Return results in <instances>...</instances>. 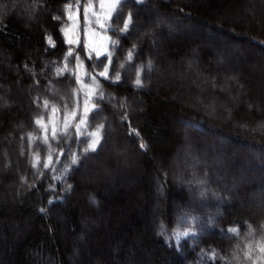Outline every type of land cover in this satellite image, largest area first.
Here are the masks:
<instances>
[{
    "label": "trees",
    "instance_id": "16d2710c",
    "mask_svg": "<svg viewBox=\"0 0 264 264\" xmlns=\"http://www.w3.org/2000/svg\"><path fill=\"white\" fill-rule=\"evenodd\" d=\"M67 2L0 0V264H213L221 248L241 235L248 237L241 242V251L253 256L256 248L251 240L261 233L259 226L264 225V194L256 190L264 189V184L252 180L239 184L235 165L241 160L242 144L264 153V0H231L230 4L237 6L232 9L234 12L231 8L223 11L222 6H229L228 0H144L136 5L129 30L117 35L100 29L94 22L96 17H91L93 23L87 27L108 40L105 53L90 49L86 42L69 44L60 34L61 23L70 16L74 18L65 8ZM91 2L94 11L96 0ZM88 3L89 0H81L76 11L81 27H86L83 8ZM148 3L164 16L187 19L237 46L243 43L248 49L243 58L245 64L240 66L238 55L232 54L226 60L220 53V61L226 65L224 74L230 80L220 84L221 90L197 94L191 84H198L197 77L204 73L198 56L209 57L210 52L193 46L181 60L169 63L173 52H180L182 46L165 42L169 50L165 59H159L167 70L160 80L164 86L152 90L153 80L147 81V76L137 86L132 73L126 70L138 67L134 26L142 18L139 10ZM55 16L61 19H53ZM46 30L53 32L54 46L48 43ZM118 36L117 46L113 47L110 41ZM201 41L205 42L204 37ZM255 52L261 56H254ZM77 55L81 68L75 65ZM145 59L140 69L154 74L160 61L150 55H145ZM53 63L58 67L44 87ZM106 66L110 77L107 79L99 75ZM58 69L63 70L58 73ZM117 72L121 79L114 82ZM56 82L69 86L76 114L82 116L86 109L96 107V111L87 114L97 126L104 125L95 151L85 153L89 144L87 130L81 129L78 138L76 118H60L57 104L49 106L56 107L54 122L43 121L48 128L45 137L41 132L30 135L37 132L32 131L34 122L30 125L33 106L42 102L44 92L54 83L58 85ZM96 85L104 93L102 100L93 95ZM170 91L180 101L171 100V95H167ZM83 100V105L77 104ZM12 101L26 109L19 112L15 104L9 106ZM211 112L212 117L207 114ZM170 120H177L181 129L170 125ZM203 131L220 140L221 145L228 143L229 174L220 167L224 148L220 154L214 146L202 145L199 134ZM184 132L191 134L184 142L190 148L186 156L174 158L172 147L178 146ZM112 137L120 149L116 158L122 156L120 160L125 163L127 153L139 158L144 174L141 192L147 197L148 206H158L156 214L141 229L134 224L129 226V217L127 225L106 232L107 220L98 213L111 210L112 204L104 202L99 181L94 180L93 186L82 182V171L103 153ZM141 143L146 148L142 149ZM203 152L206 158H202ZM74 154L79 157L76 164H72ZM216 161L219 164L209 165ZM211 170L229 190L210 176ZM261 171L264 173V165ZM249 192L259 194L254 197L258 202L250 200ZM79 201L83 214L75 208ZM189 221L193 224L182 226ZM230 228H238L239 235L229 233ZM178 233L187 235L177 239ZM187 238L194 243L184 251L180 244ZM104 239L115 246L121 244L119 250L115 248L117 255L101 253ZM262 249L260 253L264 254ZM69 259L74 260L70 263Z\"/></svg>",
    "mask_w": 264,
    "mask_h": 264
},
{
    "label": "rangeland",
    "instance_id": "374dc122",
    "mask_svg": "<svg viewBox=\"0 0 264 264\" xmlns=\"http://www.w3.org/2000/svg\"><path fill=\"white\" fill-rule=\"evenodd\" d=\"M66 4L71 5L70 8H67V12H71V15H74L73 19L68 18V21L66 19L65 22L61 23V30L60 34L63 35L64 39L68 42L69 40L72 41V43H78L81 41L83 43H87V46L92 50H97L98 52L104 51L108 41L106 39V36H102L99 33H97L94 30H91L87 27L88 24H86V27H81L79 24V21H77V4L76 0H68ZM229 1V6L227 4L225 6H222L223 11L225 8H231L234 10L237 6L230 4L231 0ZM137 3H135V0H128L127 6L123 9V16L121 17L119 21V27L123 25V20L127 18L129 12L134 13V10L136 8ZM83 8V7H82ZM94 11L100 12L101 15L106 16L108 12V8L105 7L104 9L100 8V0H96V7L94 8ZM139 17L136 20L135 28L133 36L137 40V48L138 51V57L137 64L138 67H128L127 72L129 71L132 73L133 78L137 79V72H140V79L141 83L146 80L144 76H147V81L152 78L153 87L152 90L159 86H164L162 83L160 84V80L163 79V77L167 74L166 73V66L160 61L162 58H164V54L169 50L167 48L166 43L176 44L178 46H182L180 52H173V55H171V58L168 60L170 63H174V60H181L184 53H187L190 49V47L198 46L199 49H207L209 53L208 56H204L200 54L198 56V65L200 64V67L204 70V73L202 75H198L197 77L198 84L192 83V87L197 91V94L201 95H207V92L215 91V90H221L220 84L222 82H226L230 80L229 75H225L224 73L226 71V65L223 64L220 61L219 54L223 52L224 57H226V60L231 56L232 54L240 58L239 62L240 66L243 65V58L245 57L244 54L247 52V47L245 45L239 46L233 44L226 38L220 37L217 33L210 34L207 29H203L202 27L198 26L197 24H192L187 19L180 18L177 16H164L161 14L158 10V8L153 4H146L144 5L140 10ZM247 12V11H246ZM250 13V12H249ZM262 15L264 16V11L262 12ZM252 17L256 18L255 15H252ZM260 18V16H258ZM85 22V21H84ZM60 28V24L58 26V31ZM45 35L48 37L49 35L53 37V32L50 30L45 31ZM205 39L204 41H201V38ZM109 38V36H107ZM184 40V41H181ZM166 42V43H165ZM216 45V46H214ZM218 45V46H217ZM85 46V45H84ZM222 46V47H220ZM224 46V47H223ZM220 47V48H218ZM85 48V47H84ZM147 51L146 52V49ZM221 48H225L222 50ZM141 49L143 53L139 52ZM228 49V51H227ZM201 52V51H200ZM102 53H105L102 52ZM101 53V54H102ZM189 53V52H188ZM145 55L156 56V58L160 61V66L156 68V70L153 73H148L145 71H142L140 67L142 66V60L145 59ZM254 56L260 57L261 54L258 52H255L253 54ZM165 59V58H164ZM130 60V59H128ZM144 65L146 66L147 58L144 61ZM167 62V63H168ZM140 63V66H139ZM166 63V65H167ZM176 63V61H175ZM245 64V63H244ZM1 65V63H0ZM61 65V64H60ZM77 68H81L80 61L76 59ZM169 65V64H168ZM239 65V64H238ZM247 65V63H246ZM58 67V64H52L50 69L51 72L49 75H51L49 78L46 76L47 79H45V82L43 84L44 87H46L47 82H50L53 71H55ZM121 68V67H117ZM170 68V67H169ZM63 70V69H61ZM82 74H84L83 69L80 70ZM209 72V73H208ZM55 76V75H54ZM197 76V75H196ZM143 78V79H142ZM150 78V79H149ZM144 80V81H143ZM58 85H51V87L44 92L43 96L45 97L42 102L35 103L32 110V119L30 118V125L34 122V125L31 127L33 128L32 131H37L34 133H31L30 135L35 136L36 134H39V132L44 133L41 134L42 137H45V132L48 131V128H46L43 125V121L45 119L49 120L50 123L54 122V109L56 107L49 106L51 104H57L60 106L59 110V117L65 118V120L71 121L72 115L71 113L75 109L76 105L73 101H71L70 97V89L69 86H61V82H56ZM180 88H184V85H179ZM167 95H171V100L174 101H180L178 95H172V91L168 92ZM173 96V97H172ZM47 100L48 106L45 107L44 101ZM77 101V100H76ZM15 102V101H14ZM13 101L9 104V106H12V104H15V107L18 109L19 112H23L26 109V106L23 105L20 106L17 103H14ZM84 100L81 101V103H77L79 105H83ZM85 105V104H84ZM192 106V105H191ZM196 108L195 106H193ZM196 110V109H195ZM77 112V111H75ZM208 116L212 117V112L207 113ZM84 116V115H82ZM81 115L76 114V124L79 123ZM48 117V118H47ZM214 117V116H213ZM37 119H40L41 122L39 124L36 123ZM64 120V121H65ZM87 115V125L82 126L81 129L87 130L86 136L88 137L89 143L93 139L92 136L89 135V133L96 131L97 124H94L95 122L89 120ZM75 124V125H76ZM170 125H173L174 127L180 128V124L177 120H170ZM85 127V128H83ZM96 127V128H95ZM53 128H51L52 130ZM180 136V142L178 143L177 147H172L171 153H173L174 158H178L182 155L186 156V150L190 148L189 145L184 142L188 140V137H191V134L189 133H183ZM201 137V144L205 147H212L214 146V149H218L220 154L222 153V150L224 148V159L223 160V166L222 170H224V174H229V171L227 169L230 166V157L227 150V144L223 143L220 144V140H218L213 135L203 131L200 134ZM99 139H101V132L99 134ZM33 141L30 142V145L32 146ZM177 143V142H176ZM180 146V147H179ZM242 147L241 149V160L238 161V163L235 165L236 168V179H239V184H248L249 181H261L264 184V173L261 171L262 166L264 165V153L260 151L257 147H250L246 144L240 145ZM119 147L117 145V141L115 137L110 138L108 145L104 148L103 153L100 156H97L94 158L90 163L91 165L82 171V182L86 186H93L94 180H97L101 184V194L104 198V202H110L112 204L111 210L108 211H101L99 212V217H104L107 220V227L105 228V231L112 230L114 227H122L124 225H127L128 218H131V221L129 220V226L131 224H134V226H138L140 229L149 223V218L153 217L154 214H156L158 210V206L156 205H150L148 206L147 197L141 192V185L144 180V174L142 172V167L139 164V158H137L134 154L127 153L126 160L128 159V162L121 161V157L116 158V154L120 153ZM202 154V158H206L207 154L205 152L200 153ZM263 162V163H262ZM214 163V162H213ZM212 162L209 163L210 166H213L215 164H219L218 161H216L214 164ZM207 164V163H206ZM263 164V165H261ZM214 170L210 171V176L216 180L218 184H220L221 187H223L225 190H229L228 186H224L220 180V177L218 174H215ZM233 177V176H232ZM176 179V178H175ZM177 180V179H176ZM175 180V181H176ZM178 182V180H177ZM223 189V190H224ZM178 191V190H177ZM257 193L264 194V189H258L256 190ZM250 200L252 202H258L257 199L255 200L254 197H257L258 195H253L251 192H249ZM234 198V197H233ZM155 199V198H153ZM156 200V199H155ZM76 210L78 212L84 213L82 210V202L79 201L76 205ZM198 210V209H197ZM116 214V216H114ZM126 216V218H125ZM147 223V224H146ZM187 224L183 223V227L189 226L192 222H186ZM193 224V223H192ZM197 224V223H195ZM198 228L201 227H197ZM261 233L255 235L257 236L255 239L251 240L255 243L256 253L253 256L244 255L241 251V242H245V240L248 238L246 235H241V237L236 238L235 240L231 241L229 244H225L221 248L220 254L217 255V261L213 264H264V254H261L260 251L264 246V225L259 226ZM110 233V232H109ZM194 243L192 238H187L186 240H183L180 244V248L184 251L189 249V246H191ZM244 244H247L244 243ZM115 248L119 250L121 248V244H117L116 246L111 244L107 239H104L102 242V249L101 253L105 256H113L115 255ZM117 255V254H116ZM78 259V258H77ZM74 260V259H73ZM73 260L69 259V262L72 263ZM121 263V262H120ZM124 264V261L121 263Z\"/></svg>",
    "mask_w": 264,
    "mask_h": 264
},
{
    "label": "snow or ice",
    "instance_id": "6c2138e0",
    "mask_svg": "<svg viewBox=\"0 0 264 264\" xmlns=\"http://www.w3.org/2000/svg\"><path fill=\"white\" fill-rule=\"evenodd\" d=\"M143 2H144V0H135V3H137V4H142ZM127 3H128V0H100V8L101 9H104L105 7L108 8L107 15L104 16V15H98L95 11H93V4H92L91 0H89V3L87 4V6L83 8L85 24H89V25L92 24L93 20L91 19V17H96L94 22L96 24H98L100 29H103L105 32L111 31L113 33V35H117V32H119V34L125 33V32H127L129 30L130 25L133 23V13L129 12L127 18H125L123 20V28H119V21H120L121 17L123 16V9H124V7L127 6ZM76 4H77L78 8L81 7V0H76ZM70 7H71V5H68V4L65 5V8H70ZM69 18L71 19L72 17L70 16ZM53 19L60 20L61 17L60 16H55V17H53ZM118 39H119V36H118L117 40H111L110 41V43L112 44L113 47L117 46ZM48 43L50 45L54 46L52 37L50 35L48 36ZM68 43L71 44L72 41L69 40ZM134 47L135 46H133V48ZM68 55L69 56L72 55L71 50L69 51ZM131 55H132V51L130 50L129 51V58L131 57ZM76 59L79 61L80 57L77 55ZM66 60H67V57H66ZM109 60L111 61V57H109ZM25 67H27V66L25 65ZM112 67H113V70H114V65ZM121 67H123V65H121ZM57 71L59 73L62 70L58 69ZM108 71H109V66H106L105 67V71L102 72V73H99V75L100 76H105L106 79L110 78L108 76ZM120 79H121V76L117 72L116 75H115V78H114V82H118ZM96 80H97V76H95V75L92 76L93 84L96 83ZM135 84L137 86H141V79H140V72L139 71L137 72V79L135 80ZM96 87H97V92L93 93V95L97 96L98 100H102L103 97H104V93H103V91H99L98 85H96ZM87 102L88 101H86V103ZM48 103L49 102L47 100L44 101L45 107L48 106ZM96 110L97 109H96L95 106L92 109H86L84 116L81 117L80 120H79V123H77L75 125L76 130H77V137L78 138L81 135V127L87 125V114H88V112L89 111H96ZM54 111H56V109H54ZM71 115H72L73 118H75L76 112L73 111L71 113ZM40 122H41V120L37 119L36 123L39 124ZM67 127H68V124H66V126H65V129H64L65 133L67 132ZM103 127H104V125H99L97 127L96 131L89 133V135L92 136L93 139L88 144V147L84 149L85 153H87L88 151H95L96 150V146L100 142V140H99L100 129H102ZM53 138L54 139L56 138L55 131H54V134H53ZM140 147L143 149V148H146V145L144 143H141ZM78 159H79V157H77L74 154L73 158H72V164H76L78 162ZM33 166H35V165H33ZM47 166L48 165H45V167H47ZM58 178L59 177H57V179ZM70 187L71 186H69V188ZM50 203H51V201H50ZM41 211H44V209H41ZM228 232L232 233L234 235H237V236L239 235V229L238 228H230L228 230ZM161 234H163V233H161ZM184 235H187V233H178L177 234V239L180 236H184ZM262 250H264V249H262Z\"/></svg>",
    "mask_w": 264,
    "mask_h": 264
}]
</instances>
